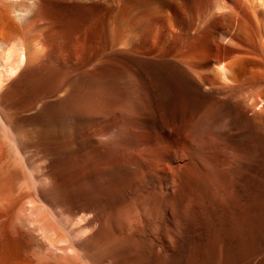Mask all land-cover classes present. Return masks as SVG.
<instances>
[{
    "label": "bare ground",
    "instance_id": "bare-ground-1",
    "mask_svg": "<svg viewBox=\"0 0 264 264\" xmlns=\"http://www.w3.org/2000/svg\"><path fill=\"white\" fill-rule=\"evenodd\" d=\"M0 264H264V0H0Z\"/></svg>",
    "mask_w": 264,
    "mask_h": 264
}]
</instances>
